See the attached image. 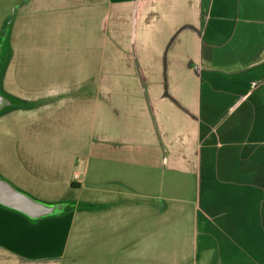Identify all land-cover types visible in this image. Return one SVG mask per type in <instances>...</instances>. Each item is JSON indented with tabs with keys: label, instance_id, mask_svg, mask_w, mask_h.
I'll return each instance as SVG.
<instances>
[{
	"label": "crops",
	"instance_id": "0c3cea01",
	"mask_svg": "<svg viewBox=\"0 0 264 264\" xmlns=\"http://www.w3.org/2000/svg\"><path fill=\"white\" fill-rule=\"evenodd\" d=\"M0 92V177L71 205H0V264H64L96 225L140 264L176 216L192 264H264V0H0Z\"/></svg>",
	"mask_w": 264,
	"mask_h": 264
},
{
	"label": "rangeland",
	"instance_id": "374dc122",
	"mask_svg": "<svg viewBox=\"0 0 264 264\" xmlns=\"http://www.w3.org/2000/svg\"><path fill=\"white\" fill-rule=\"evenodd\" d=\"M49 204H55V202L46 201ZM79 214L83 211L81 206H78ZM80 218V217H78ZM180 218L176 216L171 223L168 222V227L165 229L163 224L160 223L159 219L157 220V226L154 230L152 243L150 245V249H145V242L141 243V252L150 251L151 257L150 260L143 259L144 255H142L140 264H148L150 261L151 264H192L193 258L184 259L183 255L192 254V238L193 234L190 232L181 233V226H185L186 222L183 221L184 224H179ZM174 224L175 227H174ZM92 227V226H90ZM106 225H96L91 230L97 231L95 236L87 237L83 235L80 244L77 249L74 251L76 254L73 259H66L64 264H115V260L109 255V252L101 249V245L103 241L101 240L102 236L109 235L108 232L103 230ZM177 228V229H176ZM87 234V233H86ZM85 236V238H84ZM145 241H149V235L146 233ZM199 238V237H198ZM72 250L69 251V254H72ZM148 260V261H147Z\"/></svg>",
	"mask_w": 264,
	"mask_h": 264
},
{
	"label": "water",
	"instance_id": "95a60500",
	"mask_svg": "<svg viewBox=\"0 0 264 264\" xmlns=\"http://www.w3.org/2000/svg\"><path fill=\"white\" fill-rule=\"evenodd\" d=\"M7 104V99L0 92V110ZM0 205L18 211L30 219L60 214L65 207L64 203L49 204L37 200L2 177H0Z\"/></svg>",
	"mask_w": 264,
	"mask_h": 264
},
{
	"label": "trees",
	"instance_id": "16d2710c",
	"mask_svg": "<svg viewBox=\"0 0 264 264\" xmlns=\"http://www.w3.org/2000/svg\"><path fill=\"white\" fill-rule=\"evenodd\" d=\"M71 186L73 187L74 186V184L73 183H71ZM71 208V205H69V204H66L65 205V207H64V209H63V211H65V210H68V209H70Z\"/></svg>",
	"mask_w": 264,
	"mask_h": 264
},
{
	"label": "built area",
	"instance_id": "2783aa9c",
	"mask_svg": "<svg viewBox=\"0 0 264 264\" xmlns=\"http://www.w3.org/2000/svg\"><path fill=\"white\" fill-rule=\"evenodd\" d=\"M78 178H79V173L78 172H74L73 179L77 180Z\"/></svg>",
	"mask_w": 264,
	"mask_h": 264
}]
</instances>
